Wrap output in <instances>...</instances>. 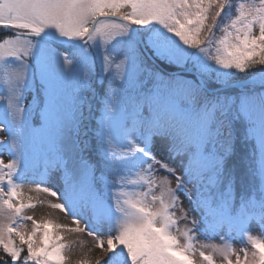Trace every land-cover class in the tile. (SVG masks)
Masks as SVG:
<instances>
[{
  "label": "snow or ice",
  "instance_id": "obj_1",
  "mask_svg": "<svg viewBox=\"0 0 264 264\" xmlns=\"http://www.w3.org/2000/svg\"><path fill=\"white\" fill-rule=\"evenodd\" d=\"M0 134V264H264V0H0Z\"/></svg>",
  "mask_w": 264,
  "mask_h": 264
},
{
  "label": "rangeland",
  "instance_id": "obj_2",
  "mask_svg": "<svg viewBox=\"0 0 264 264\" xmlns=\"http://www.w3.org/2000/svg\"><path fill=\"white\" fill-rule=\"evenodd\" d=\"M218 34V33H217ZM3 138V135L0 134V139ZM4 160L5 163L8 162L7 154H5L3 157H0ZM37 185L35 183H25L21 189L23 192L25 202L29 204H33L34 207L28 208L25 210L24 215L26 216H32L33 219H35L37 222L42 223L44 220H53L55 218L54 213L59 216H64L69 222H72L74 227L76 226L73 221L72 217L65 215L64 213L60 212L59 210L52 209L49 205L50 203H56L58 202L56 198L51 197L45 193L37 192L36 189ZM159 190H157L158 192ZM29 197L31 199H29ZM42 213V214H40ZM46 213V214H45ZM42 215V217H40ZM54 215V216H53ZM53 216V219L51 218ZM177 216H179V212H177ZM55 220V219H54ZM53 222V221H52ZM19 223L23 224L25 231H30L32 227V222L30 220H24L20 221ZM185 226L184 221H178V228H183ZM190 227V225H189ZM55 231V230H54ZM66 232V230H62ZM61 233V230H60ZM86 237L91 238L92 240L88 243H71L67 244L70 245V250L66 252V255L68 257L67 264H84V262H87V264H95L96 257L100 253V250L95 247V241L93 238L86 233H84ZM253 235H258L257 232L253 231ZM84 237V236H82ZM103 239V238H102ZM183 242V241H181ZM18 243V241H17ZM222 242L218 237L215 238H206L204 236H197V239L195 241V244L197 248L199 249L200 244H221ZM233 247L237 250L241 247V244L239 240H236L233 243ZM203 251L205 254H209L212 250L210 248H204ZM92 252L94 254L92 255ZM194 264H206V262H202L201 257L199 256V251L194 256ZM233 261H235V257H231ZM213 262L214 264H224L223 258L218 254H213Z\"/></svg>",
  "mask_w": 264,
  "mask_h": 264
},
{
  "label": "bare ground",
  "instance_id": "obj_3",
  "mask_svg": "<svg viewBox=\"0 0 264 264\" xmlns=\"http://www.w3.org/2000/svg\"><path fill=\"white\" fill-rule=\"evenodd\" d=\"M42 214V213H40ZM46 214V213H45ZM55 215V220L53 219V216ZM54 215L51 217L53 220L54 224H60L63 226H66V228H71L74 227V225L72 224V222H69L64 216H59L58 214L56 215L54 213ZM42 217V215L40 216ZM55 229H53L54 231ZM56 231V230H55ZM60 235L63 237V240L61 241L62 243L67 244H71V243H88L89 241H91V238H88V236L86 237V235L84 233H70V232H64L61 230ZM84 236V237H82ZM94 254V252H92V255ZM100 254V253H99ZM98 254V255H99Z\"/></svg>",
  "mask_w": 264,
  "mask_h": 264
},
{
  "label": "trees",
  "instance_id": "obj_4",
  "mask_svg": "<svg viewBox=\"0 0 264 264\" xmlns=\"http://www.w3.org/2000/svg\"><path fill=\"white\" fill-rule=\"evenodd\" d=\"M217 35H219V33Z\"/></svg>",
  "mask_w": 264,
  "mask_h": 264
}]
</instances>
